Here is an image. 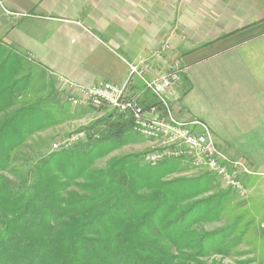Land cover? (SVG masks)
<instances>
[{
	"label": "trees",
	"instance_id": "16d2710c",
	"mask_svg": "<svg viewBox=\"0 0 264 264\" xmlns=\"http://www.w3.org/2000/svg\"><path fill=\"white\" fill-rule=\"evenodd\" d=\"M36 82L50 98L58 78L0 41V264H205L211 251L223 254L238 244L239 235L228 236L234 222L212 232L194 228L217 218L231 195L225 190L199 199L212 192V183L219 186L202 180L206 172L171 177L198 170L188 158L175 159L173 168L127 154L92 167L130 140L128 113L112 110L92 123L88 131L101 127L97 139L85 134L87 141L70 150L46 149L30 165L29 155L17 162L28 141L70 115L67 103L44 104L43 97L18 104ZM140 82L149 96L142 100L140 85L130 79V97L158 107Z\"/></svg>",
	"mask_w": 264,
	"mask_h": 264
},
{
	"label": "crops",
	"instance_id": "0c3cea01",
	"mask_svg": "<svg viewBox=\"0 0 264 264\" xmlns=\"http://www.w3.org/2000/svg\"><path fill=\"white\" fill-rule=\"evenodd\" d=\"M0 41L83 87L181 70L171 113L262 174L264 197V0H0Z\"/></svg>",
	"mask_w": 264,
	"mask_h": 264
},
{
	"label": "rangeland",
	"instance_id": "374dc122",
	"mask_svg": "<svg viewBox=\"0 0 264 264\" xmlns=\"http://www.w3.org/2000/svg\"><path fill=\"white\" fill-rule=\"evenodd\" d=\"M177 72V76L179 78L178 81L174 82L171 86V90L173 86H179L182 80V71L175 70ZM156 74L154 77L150 79H158L162 76H157ZM137 79L133 81V83H138L139 78L138 75L136 76ZM144 77V76H143ZM145 78V77H144ZM149 79V80H150ZM148 80V79H147ZM40 82L35 83V87L32 90L33 94L31 95H23L17 97V103H29L31 101L37 100L39 97H43L45 99L44 104H60V103H67L69 106V118L62 122L59 125L51 127L49 129L44 130L38 136H34V138L27 142L26 146L22 147L16 154V161L19 162L23 160L24 157L29 155L28 165L32 163L30 157H38L42 153H45L46 149L48 152L54 151L53 145L58 142H64L66 139H69L71 136L79 133H83L84 137L85 134H89L93 136V139H97L101 136V127L97 126L94 128H89L92 123L98 121L101 116L106 112H112L110 109H102V110H94L83 105H74L68 101L69 94L65 89H61L59 84L50 98H46L45 94L46 91H39L37 86H40ZM141 87V91L143 88L142 83L139 84ZM168 90L170 92L171 90ZM139 89L137 91H140ZM166 93V94H167ZM142 94V93H141ZM144 97L149 96L147 93H143ZM165 98V94H164ZM167 98V97H166ZM166 102L170 108L172 102L166 99ZM189 105V103H188ZM186 106V105H184ZM189 108V106H186ZM176 110V109H175ZM184 110V109H183ZM184 110L179 113V117H186L188 116ZM192 114L197 115V112L193 110ZM184 115V116H183ZM189 117V116H188ZM182 119V118H180ZM195 118H188L182 119L184 121H190ZM130 136V140L123 144L122 146L116 148L115 150L111 151L106 156H102L100 158H96L93 161L92 167L101 168L105 166L106 161L111 157H120L127 154L138 155V160L141 163H146L144 161V156L148 155L152 151V144L148 140L142 138L138 134L134 133L133 131H128L125 137ZM79 138V142L85 143L87 141V136L85 138ZM41 139V140H40ZM92 139V140H93ZM129 139V138H126ZM49 143V149L48 144ZM75 144L68 146L65 150H70L73 148ZM77 145V144H76ZM75 145V146H76ZM34 150L31 151V148ZM109 146L108 148H110ZM64 148H60L58 150H63ZM97 150V149H96ZM91 152V151H90ZM94 153V152H93ZM92 153V154H93ZM92 156V155H91ZM232 158L242 159L243 162L246 163V160L240 157L233 156ZM158 164V163H153ZM163 164L170 165L171 167L175 168L179 166V162L175 159H167ZM247 164V163H246ZM205 171L198 168L196 171H186L182 174H173L171 177L175 176H197L199 173H204ZM205 174V173H204ZM252 177V176H251ZM245 181L246 193L244 195H238L232 191H230V200L222 205L219 216L212 221L208 222H201L200 225L194 226V228L198 230H202L205 232H212L215 230H221L227 225H231V223H236L234 230L232 233H229V237H235L239 235V242L235 244L234 247L229 248L226 253L223 254H215L214 252H210L208 256L202 259L205 264H264V197H262V191L258 190L255 186V181L253 184L249 186V178ZM202 180L205 182L211 183L212 181L215 182L216 178L211 175H205L202 177ZM217 181V180H216ZM212 183V192L210 191L208 194L201 196L199 199H205L212 196L214 193H219L225 191V189L221 188L220 186H216ZM255 186V187H254ZM227 190V189H226Z\"/></svg>",
	"mask_w": 264,
	"mask_h": 264
},
{
	"label": "built area",
	"instance_id": "2783aa9c",
	"mask_svg": "<svg viewBox=\"0 0 264 264\" xmlns=\"http://www.w3.org/2000/svg\"><path fill=\"white\" fill-rule=\"evenodd\" d=\"M176 74L173 71L158 79L145 80L136 67L131 68V76L138 75L146 90L159 102L158 107L142 106L141 100L130 97L126 90L127 84L123 87L111 83L83 87L63 78H58V84L68 92V101L74 105L130 114L132 131L152 144V151L144 156L146 163L156 162V155H175V159L188 158L216 178L221 188L244 195L247 178L262 174L251 170L242 159L232 158L218 149L204 122L198 119L179 120L171 113L164 94L179 80ZM83 137V133L75 134L64 142L55 143L53 150L65 149Z\"/></svg>",
	"mask_w": 264,
	"mask_h": 264
},
{
	"label": "bare ground",
	"instance_id": "6f19581e",
	"mask_svg": "<svg viewBox=\"0 0 264 264\" xmlns=\"http://www.w3.org/2000/svg\"><path fill=\"white\" fill-rule=\"evenodd\" d=\"M167 159H175V155H156V162L153 163L164 162Z\"/></svg>",
	"mask_w": 264,
	"mask_h": 264
}]
</instances>
